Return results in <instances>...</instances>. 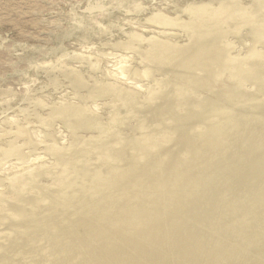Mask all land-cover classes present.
<instances>
[{
    "label": "bare ground",
    "instance_id": "1",
    "mask_svg": "<svg viewBox=\"0 0 264 264\" xmlns=\"http://www.w3.org/2000/svg\"><path fill=\"white\" fill-rule=\"evenodd\" d=\"M170 2L1 116L0 264H264V0Z\"/></svg>",
    "mask_w": 264,
    "mask_h": 264
},
{
    "label": "rangeland",
    "instance_id": "2",
    "mask_svg": "<svg viewBox=\"0 0 264 264\" xmlns=\"http://www.w3.org/2000/svg\"><path fill=\"white\" fill-rule=\"evenodd\" d=\"M119 1L120 0H0V118L3 115L1 119H4L6 115H11L16 110L17 111L14 114L17 113L18 115V108L28 104L26 99H22L24 96L37 97L44 101L47 99L49 100L50 97H54V99H56L59 96V92L55 90L52 93L50 92V95L48 94L47 99L45 98L46 93L50 90H48L49 86L46 87V62H55L54 60H58L59 55L64 50L72 51L75 48L81 47L82 43L83 46L86 47L89 46V44H94L96 47H93L95 48L103 47L101 44H103L105 40L103 36L100 35L107 36L106 39L110 38V35L115 36L116 34L117 36L118 32L115 31V25L122 22L120 21L121 18L127 17L128 15L132 17L135 15L139 16V13L134 12L133 9H131L130 12L126 11L127 6L133 5L132 3L134 1L137 3L138 0H128V2L127 0H124L125 5L123 6L119 5ZM139 1L137 4L150 9L156 6L163 7V5L167 6L169 3L171 4L170 0ZM157 2H159V4ZM164 2L167 3V5H165ZM89 3H100L103 5L104 10H102V13L101 11L98 12V9L97 11L96 9L91 11L87 10L86 6H88ZM126 3L128 5H126ZM161 3L164 4L160 5ZM106 4L109 5L107 6ZM110 5L113 9H111ZM115 11L117 12L115 13ZM116 15H118V18ZM95 16L97 17L95 18ZM94 18L96 19L95 21H93ZM105 25L109 26L108 29L110 30L103 34L100 32V28ZM85 41H87V44ZM115 56L111 57L114 58ZM66 60L69 62H75L74 58ZM29 82L33 87L28 85L26 86ZM62 88L64 87L62 86L58 91L61 92ZM44 90L48 91L46 92ZM6 91L10 94H8V92L6 93ZM35 91L36 93H34ZM21 92H23L24 95H22ZM42 92L45 94H42ZM62 92H64V90ZM8 100H10L11 105ZM14 105L17 107L15 108ZM2 121L3 120H0V122Z\"/></svg>",
    "mask_w": 264,
    "mask_h": 264
}]
</instances>
